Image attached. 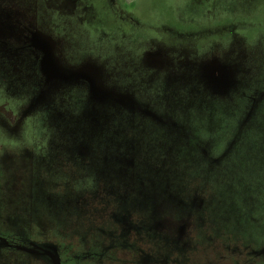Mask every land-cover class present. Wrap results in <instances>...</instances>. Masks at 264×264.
I'll return each instance as SVG.
<instances>
[{
    "label": "rangeland",
    "instance_id": "1",
    "mask_svg": "<svg viewBox=\"0 0 264 264\" xmlns=\"http://www.w3.org/2000/svg\"><path fill=\"white\" fill-rule=\"evenodd\" d=\"M120 7L121 10L123 9V13L119 11ZM4 16L11 18L10 22L22 20L21 24L20 22H16V24L20 27L21 34H24L26 29L30 31L26 40L27 46L32 48L36 23L49 32L53 29L54 34L60 32L66 35V32L69 33L66 44L64 43L63 46L64 56L60 53L62 58L67 59L71 56V62L80 63L85 61L87 65L92 64L93 66H98V63L105 74L106 86L113 88V91H116V89L128 91L130 94L136 95L143 103L151 105L149 97L138 95L144 87L145 91L150 89L151 76L146 67L147 61L146 59H140L142 54H145L146 57L149 55L150 49L148 48L150 46H153L155 50H161L157 49L156 46L168 44L170 46V48H167V51L170 52L168 56L172 61L187 57L191 58L190 56H197L204 52H208L207 57L218 55V60L223 65H227L233 58V62L238 66H234L235 69L231 75L227 73L229 82L225 83V89L222 91L223 97L231 96L229 99H218L212 96L215 93L214 90L208 88V83L198 84L194 81L196 78L184 81V83L191 82L187 86L181 84V86L178 85L175 88L174 85L179 81L177 77L169 81L168 72H157L154 77L168 91L165 102L167 100L169 102L160 103L158 100L154 104L161 108H164L166 104L171 105V108L169 107L161 112L168 114L169 118L167 120L176 128L173 130L177 134L173 136L183 140L191 138L193 144L200 145L202 150H199V147L197 148L196 159H199L200 155L203 156V150L210 152L211 156L209 158L219 152L217 143L213 142V145L210 143L213 137L210 132L214 131L213 128L218 125V121L213 116L202 113L197 108L191 111L192 119L184 115L182 116L183 122L179 123L178 117H175V113L172 111L173 108H180L184 113L183 107L185 108L187 105L198 101L205 103V101L211 99L212 108L219 109L217 111L218 116L222 117L223 115L225 117L224 128L230 127L232 131H236L235 133L232 132L230 136L231 139H238L239 146L233 154V165L227 168L229 172L228 181L220 180L222 177L218 172L217 175L213 176L203 175L201 183L195 185L194 188H186L184 185L191 184L190 179L193 175H190L191 173H188L187 176L184 173L181 176L174 174L176 182L171 188L174 194L169 192V195L175 198L184 195L188 199L186 189L195 191L194 194L190 193L192 197H189L188 200L191 199V202H194L193 210L196 211L195 214L199 217L196 230L207 231V238L203 239L205 238L203 236L202 239L199 237L194 239L193 227L190 221L187 220L188 210L185 203H183L184 201H179L178 205L175 204L177 200L172 201L173 203L162 204L164 201H161V195L162 193L168 194L166 188L169 184L167 183H173V180H169L163 175V177L155 176L151 180L155 186L151 185L150 167L144 166L145 163H141L137 169H124L122 173L114 171L106 174L98 170V167L103 164L101 162L103 155L99 153L91 154L90 160L83 161L82 164L72 163L73 165H71L69 160L64 157L69 167L68 171H62L60 168L57 170L48 166L44 167L46 168L44 171L49 170L55 175L48 173L44 177L36 176L31 170L32 166L29 162L30 155L33 153V147L30 144L56 135V129L52 125L54 119L49 114L52 107L47 106L53 104L48 101L47 104H43L46 106L41 110H38L40 105L35 108L37 111L34 117L28 120L27 125L24 123V130L11 132L2 129L0 126V160L2 161L0 165V201L6 202V211L0 209L4 217L1 223L12 224L17 220L22 224L20 218H14L16 211L11 208L13 206L24 210L25 213H32L36 208L48 213L50 203L47 196L54 195L55 189L62 197H70L69 204L65 207L60 203L58 216L49 212L46 217L54 224L65 225L66 228L74 227L73 231L75 232L78 226L86 224L85 220L92 221V218H87L88 214L91 217L96 215L92 206L94 202L89 205V208L81 209L82 205L78 203L76 197L83 191H92L93 196H95V194L97 195L96 190L98 192V189L102 187L106 190L110 198L109 201L111 200L109 206L113 210L117 209V212L120 213L119 220L122 221L119 223L118 219L112 218L110 222L108 221V229L120 230L126 234V237H129L130 230L136 232L134 226L140 228L148 226L150 229V223L152 224L150 232L146 228L145 232H139V236L135 235L131 242L127 240L138 253L145 252L141 245L143 242L148 240L147 242H150L153 246V244H156L154 240L157 235L169 233L166 229L172 230L173 228L174 231L180 228L188 229L181 243L185 256H189L185 257V260L170 261L171 257L176 256L174 253L176 249H179V246L176 248V244H179L178 241L174 247L172 244H164L163 251H157V255L150 251V257L148 254H143L142 258L135 262L125 260L123 257L120 259L119 264H191L192 259L196 261V264H216L212 256L203 257L202 254L206 251L204 249L213 244V237L228 240L227 247H224L226 248L225 251L235 250L238 253L241 251L242 254L248 251V255H253L255 251L260 255L264 251V107L259 111L260 105L258 106L257 102L253 110V125L238 126V120L242 123L247 119V113L251 111L253 102L264 95V68L257 71L252 64L255 59L256 62L264 65V53L257 55V52L260 51H257V47L260 43L264 44V0H0V17ZM50 22L57 24L58 28H50ZM103 30L105 36H103ZM124 33H133V40L137 37H146V39H149L150 45H145V42L141 44L140 40L137 39L132 41L131 37L122 42L120 45L122 49H117L119 46L118 40L125 38ZM84 37L87 38L86 41ZM87 41L92 46L84 47V42ZM71 42L76 43L78 46L75 47L74 52L69 49ZM162 42L164 43L161 44ZM22 45L21 43L14 46L20 48ZM178 45H180L178 48L172 49V47ZM118 51L126 53L120 54ZM32 52L31 48L25 50L21 60L27 62L33 60L34 53ZM112 52L115 53L112 54ZM116 54H120L127 63H120ZM166 59L168 60V58ZM11 64L0 63V111L5 117L14 120L30 100L31 103L33 102L37 93L40 92L41 86L34 76L36 71L33 65H25L26 73H29L25 86H22L21 89H19V85L16 88L11 86V77H19L17 65ZM2 66L7 70L6 73L2 72ZM249 67H252L253 71L247 75L243 72V69ZM140 74H142L141 77ZM186 74L187 77H191L193 73L187 72ZM21 77L24 78V75L22 74ZM243 79H245L244 84L250 90L244 91ZM164 80L165 82H163ZM155 88L152 87L151 90ZM151 90L150 94L152 93ZM75 94L78 95L77 98L74 96ZM232 96L234 100H232ZM54 97L55 101L60 98L68 99L66 106H64L69 112L66 113V118L71 123L85 121V126L78 127L79 131L74 130L75 143L78 140L80 141V138H84L82 141L88 143V138L94 140L98 133L103 134L107 139L117 136L112 134L116 129L114 126H112L113 131L109 130V134L103 132V122H107L106 127L108 130L110 120H113L114 116L118 114V112H114L115 110L108 111V109H105L104 111L108 112L102 122L98 121L100 117L88 120L87 108H91V103L87 99L84 100L83 92L70 90L65 95H55ZM58 103L61 104V101L58 100ZM175 110L177 111L176 115L182 114L179 113L178 109ZM225 110L230 111V113L226 115ZM189 119L202 122L203 128L199 129L198 124L189 122ZM117 121L120 125L118 127L120 147L110 146L111 155L119 154L122 161L127 162V164L132 160L139 159L140 162L145 158L146 160L142 161H147L149 165L151 160L155 166H160L158 159L162 161L161 159H166L167 155L159 156L158 150H150V145L154 144V142L151 144V136L156 139L159 134L155 127L151 126L149 121L144 120L145 122L141 123L142 126L138 130L137 127L134 128L133 119L128 121L126 114H123L122 118ZM174 122H178V124H173ZM172 143L173 141H171ZM97 147L98 151L100 149L106 154V149ZM177 147H174V155ZM12 155L21 156L20 164L12 165L13 167L9 168L8 166L11 165L8 163L12 162ZM199 162L197 160V164ZM191 163H193L192 159L183 164L185 168H191ZM204 165L208 166L205 161L200 162L198 171H202ZM172 171L174 172V169ZM163 178L166 180L165 182ZM42 179L45 181V188L40 187ZM53 181H55L54 184H52ZM232 183L235 185L234 189L237 188L234 195L229 194L224 188L227 184L231 185ZM207 187L212 191L209 193L211 198L209 202L202 200V198L208 199L206 196ZM213 192L224 195L225 205L222 204L220 198V203L217 201L218 195L217 198L214 197ZM155 200L162 205L152 210L155 207ZM103 201L105 202V200ZM101 204L100 201L98 210ZM210 212L214 213L212 217L209 216ZM215 217L223 220L221 223L215 224V222H212L216 221L214 220ZM176 222H179V224H176ZM190 228L191 231H189ZM224 228L227 229L223 230ZM212 232H214V235H211ZM97 239H99L98 244H101L102 236L97 237ZM163 242L167 243V240L164 239ZM213 246L208 248L211 249ZM236 257L237 254L223 264H241L243 262L251 264L252 259L250 257H245L243 261ZM18 260L14 264H29L27 259Z\"/></svg>",
    "mask_w": 264,
    "mask_h": 264
},
{
    "label": "flooded vegetation",
    "instance_id": "2",
    "mask_svg": "<svg viewBox=\"0 0 264 264\" xmlns=\"http://www.w3.org/2000/svg\"><path fill=\"white\" fill-rule=\"evenodd\" d=\"M119 9L121 13L124 12L123 9L121 10V7ZM10 20L11 18L9 19L7 16L0 17V63H12L11 65H17L19 77H11L10 84L11 86H15V88L17 87V85H19V89H21L22 86H25L28 81L29 73H26L25 65H33L36 71V74H34V76L40 82L41 89L40 92L35 96L36 98L33 100V102L31 103L30 100V102H28L24 106V108L21 110L22 112L20 111L18 116H16L14 120H10L9 118L5 117L0 111L1 128L9 130L11 132L22 131L24 130V123L25 125H27L28 120L34 117V114L37 111L35 110V108L37 106L40 105L38 110H41L46 106H44L43 104H47L48 101L50 103L52 102L53 104L47 106L52 107V110L49 109V114H51L54 119L52 125L56 129V135L47 137L44 140L41 139L35 141L34 143L30 144L33 147V153L30 155L29 162L32 166L31 170L36 176L44 177L48 173L54 174L49 170L44 171V169H46L44 167L48 166L57 170H59L58 168H60L62 171H68L69 167L67 166L64 157L69 160L71 165H73L72 163L82 164L83 161L87 162L90 160V157L92 156L91 154L99 153L100 155H103L101 158V162L103 164L101 165V167H97L99 171L101 170L102 173L106 174L113 173L114 171L122 173L124 169H137V167L141 163H145L144 166H146L147 168L150 167V180L152 176L160 177L163 175L170 180L171 177L174 176V174H178L179 176L182 175V173H184V175L191 173L190 175H193L195 177V182L199 184L203 181V175L213 176L217 175V173L220 172L221 177L223 178H220V180L224 182L228 181L227 176L229 175V172L227 171V168L233 165V154L235 149L239 146L238 139H231L230 136L232 135V132L235 133L236 131H232L230 127L224 128L223 123L225 117L223 115L222 117L218 116L217 111L219 109L212 108L210 104L211 99L205 101V103L198 101L197 103H191L190 105H187L185 108L183 107L182 110L184 111V113L180 110V108H173L172 111L173 113H175V117H178L177 120L179 123L183 122L182 116L184 115H186L187 118H191L190 112L193 109L197 108L200 109L202 113L209 114L218 121V125L213 128L214 131L210 132L211 135H213L210 143H212L213 145V142H216V145H218L219 147V152L209 158L211 155L210 152H208V150L206 149L207 152L203 150V156L200 155L199 159H196V154L198 153L197 148L199 147V150H202V148H200V145L197 146V143L193 144L191 142V138H186L183 140L179 137L173 136L174 134H177V132L175 133V131L173 130L176 128L173 127V125L170 124L167 120V118H169L168 114H163L161 112L167 110V108H169L171 105L166 104L164 108H161L159 106H155L154 104V102L158 100L160 101V103L169 102V100L165 102L168 96V91L164 89L162 84L156 81L154 74H157V72H168L169 81H172L173 78L177 77L179 81L174 85L175 88L178 85L181 86V84L187 86V84L191 82L184 83V81H186L187 79L194 80V78H196L194 81L198 84L208 83V88L214 90L215 93V95L212 96H215L218 99H229L231 96L223 97L224 94L222 93V91L223 89H225V83L229 82L227 73L231 75L234 72V66H238L237 64H235V62H233V58L227 65H223L219 62V58L217 57L218 55L207 57L208 52H204L200 53V55L198 54L197 56H190L191 58L187 57L172 61L168 56L170 53L167 51V48H170L168 44L164 46H156L157 49L161 50H155L153 46H150L148 48L150 49V52L148 53L149 55L146 57L145 54H142V57H140V59H146L147 61L146 67L148 71H150L151 76L150 89L148 91H145L144 87L143 91L141 93H138V95L149 97L150 103H152L151 105L149 103H143L139 100V98H137L136 95H132L128 91H120L118 89H116V91H113V88L111 89L110 87L106 86L105 74L103 72V69L101 70L102 67L99 66L98 63V66H93L92 64L87 65V62L85 61L80 63L71 62V56H69L67 59L62 58L61 54L63 55V46L64 43L66 44L69 33L66 32V35L60 32H58V34H54L53 29L51 30V32H49L42 26L38 25V23H36L35 31L33 32L35 38L32 48L30 46H27L28 43L26 40L27 34L30 31L26 29L24 31V34H21L20 27L16 24V22H20L21 24L22 20H15V22H10ZM131 20L133 22L132 17ZM51 27L58 28V25L50 22V28ZM132 34L124 33L125 38H121L118 40L119 46L117 47V49H120V45L122 44V42L126 39H130L132 37ZM105 35L106 34L103 30V36ZM37 37L39 38L36 40ZM84 39L86 41L87 38L84 37ZM136 39L140 40L141 44L145 42V45H150V42H148L149 39H146V37H137L134 38V40L132 37V41H136ZM21 43L23 44L22 47L15 48L14 45H19ZM163 43L164 42H162L161 44ZM84 45V47L92 46L91 44H89V41L84 42ZM179 46L180 45L174 46L172 47V49L178 48ZM75 47H78L77 44L71 42L69 49H72V51L74 52ZM28 48H31V50H33L32 53H34V59L29 60L28 62L26 60L22 61L21 56ZM257 49V51L260 50L259 52H257V55L263 54L264 44L260 43ZM118 52L120 54L126 53H124L123 51ZM114 53L112 52V54ZM120 54H116L118 61L120 63H127V61H125ZM166 58H168V60ZM93 64L96 65L95 63ZM252 64L253 68L257 71L264 68V65L262 63L256 62L255 59ZM2 68V72L6 73L7 70L3 66ZM136 71L138 70L136 69ZM252 71V67L243 69V72L247 73V75H249ZM187 72L193 73L191 77H187ZM22 74L24 75V78L21 77ZM139 76L141 77L142 74H140ZM163 82H165V80ZM244 82L245 79H243L244 91L250 90V88L247 87ZM152 87L156 88L151 90ZM70 90L83 92L84 100L87 99V101L91 103V108H87L88 120L90 118L91 120H94V117H100V120L98 121L102 122L106 116V113L111 109L115 110L114 112H118V114L114 116V119L110 120L108 130L106 127L107 122H103L104 134H109V130L113 131L112 126H114L116 129L112 134H115L117 136L107 139L103 134L98 133L97 136H95L94 140L86 137L89 140L88 143L86 141H82V139L84 138H80V141L78 140L75 143L73 137L74 130L79 131L80 129L78 127L85 126V121L82 120L74 124L71 123L66 118V113H69L65 109V104H67L68 99L60 98L55 101L56 99L54 97L55 95H65V93ZM150 90L152 91L151 94ZM74 96H76V98L78 97V95L76 94ZM233 98L234 97L232 96V100H234ZM58 100L61 101V104L58 103ZM77 101L80 102L81 100ZM257 102L258 106L260 105L259 111H261L264 107V95L260 96L258 100L253 102L251 111L247 113V119L242 123H240L238 120V126L244 127L247 125H253V110L254 107H256ZM105 109H108V111H104ZM175 109H178L179 113L182 114L176 115L177 111ZM226 112V115L230 113V111ZM73 113L75 114V112ZM83 113L85 114L84 110ZM123 114L127 115L128 121L133 119V122L135 123L134 128L137 127L139 130V128L142 126L141 123L145 122L144 120H147L150 122V125L154 126L155 129L159 132L156 139L153 138L154 136H151V144L152 142H154L155 146L154 144L150 145V150H158L157 153L159 156H162L164 154L167 155L166 159H161L162 161L158 159L160 166H155L151 160L149 165L147 161H142L146 160L144 157V159H142L140 162L138 159L136 161L132 160L129 162V164H127V162L122 161V158L119 154L116 153L115 155H111L109 151L110 146L116 145V148L120 147V137L118 136V127H120V125L117 120L119 118H122ZM178 122H174L173 124L177 125ZM189 122H196L199 129L203 128L202 122L194 120H190ZM171 141H173L172 144ZM4 145H6V143H4ZM4 145L3 147L5 148ZM97 146L102 149H106V154H104L103 151H100V149L98 151ZM174 147H177L176 149H178V153L175 152V155ZM187 147L193 151L191 158L183 156L184 153H182V151L186 150ZM20 158L21 156L17 157L15 155H12V162L8 163L11 166L8 167L12 168L13 166L19 165ZM191 159L193 161V163H191V168H185L183 163H187V160L191 161ZM197 160H199L201 163L205 161L208 166L204 165L202 171H198V165H200V162L197 164ZM176 163L177 167L172 168V165ZM1 164L2 161L0 160V165ZM172 169H174V172L172 171ZM99 175L101 174L99 173ZM165 181L166 180L164 179V182ZM54 182L55 181H53L52 184H54ZM41 183L42 185L40 184V187L45 188V181L43 179ZM231 185L227 184L224 188H226V191L229 194L234 195L237 188L234 189L235 185L233 183ZM169 187L170 185H168V188ZM53 193L54 195H50V197L47 196V200L50 203L49 212L58 216V208H60V203H62L66 207L69 204L68 201L70 197H62V195H60L55 189ZM95 193H97V195L95 194V196H93L94 194L92 191H83L76 197L78 203L82 205L81 209L89 208V205L94 202L92 206L96 215L91 217L88 214L87 218H92V221L85 220L86 224L78 226L75 232L73 231L75 229L74 227L66 228L65 225H59L57 223L54 224L53 221L49 220L46 217L49 212L46 213L37 208L34 209V212L32 213H25L24 210L15 208L16 206H13L11 208L13 210L15 209L16 211L14 213V218H20L22 224L17 222L16 219V222L12 224H7L6 222L1 223V220L4 219V217L2 216V210L4 209V211H6V202L0 201V209H2L0 210V264H14L15 261H19L18 259H27L29 264H119V262H121L120 259L123 257L125 260H133L135 262L137 260H140L143 254H148V256L150 257V251H152L157 255V251H163L162 247L164 246V244H172V246L174 247L175 243H177L178 241L179 249H176V251L174 252L176 256L171 257L170 261L185 260V257L187 256H185V252L181 243L187 234V228H185V230L181 228L175 229V231L173 230V228L172 230L166 229L167 231H169V233L162 236L165 237L164 239L167 240V243H162V241L164 240L163 239L162 241L156 242V244H153L152 246L150 242H147V240L146 242H143L141 244L145 249V252H142V254L138 253L134 246L129 244V242H131V239H133L135 235L139 236V232H145L144 230L146 228L150 232L149 227L142 226V228H140L134 226L136 232L130 230L129 237H126V234L122 233L120 230H113L114 228L108 229L107 225L109 224L111 219L116 218V220H119L118 216L120 213L117 212V209L113 210V208L109 206L111 204V200L109 201L110 198L108 197L105 189L100 187L98 189V192L96 190ZM73 194L75 195L76 193L74 192ZM65 199L67 200L64 201ZM103 200H105V202ZM100 201L102 202V204L100 205L98 210L97 208L100 204ZM120 222L122 221L119 220V223ZM176 224H179V222H176ZM138 229L141 230L138 231ZM100 236H102V240H100L101 244H98L99 239H97V237ZM127 240H129V242ZM245 254L244 256L250 257L251 259L257 258L258 264H262L264 262V251L260 255L256 251L253 253V255H248V251H246ZM244 263L247 264V262Z\"/></svg>",
    "mask_w": 264,
    "mask_h": 264
},
{
    "label": "trees",
    "instance_id": "3",
    "mask_svg": "<svg viewBox=\"0 0 264 264\" xmlns=\"http://www.w3.org/2000/svg\"><path fill=\"white\" fill-rule=\"evenodd\" d=\"M191 113V112H190ZM189 116V115H188ZM191 121H193V120H191ZM189 147V146H188ZM186 148V150H184V151H182V153H184V155L183 156H185V157H189V158H191L192 157V153H193V151L191 150V149H189V148ZM176 153H178V149L175 151ZM178 163V162H177ZM177 163L176 164H174V165H172V168L173 167H177ZM180 174V173H179ZM178 175V174H177ZM186 176L188 175V174H185ZM179 176H181V175H179ZM152 178H155V176H152L151 177V180H152ZM171 179L173 180V183H171L172 185H174V182H176V178H175V176L174 177H171ZM150 180V184L151 185H153V186H155L154 184H152V181ZM190 181H191V184H189L188 183V185L186 186V185H184L186 188H194V186L195 185H197V183L195 182V177L194 176H192L191 177V179H190ZM145 184H146V182H144ZM184 183V182H183ZM171 184H169L170 185V187L169 188H166V189H168V190H166L167 191V195L166 194H164V193H162V199H161V201H164V203H162V204H166V203H170V202H172V201H176L175 202V204L177 203V205H178V202L179 201H181V202H183V203H185V206H186V208H187V210H188V219L187 220H189L190 221V224L192 225V227H193V232H194V235H195V238L194 239H198V237L200 238V239H202V237L203 236H205V238H203V239H206L207 237H206V232L207 231H202V230H196V228H197V222H199V217H197V215L195 214L196 213V211L195 210H193V203L194 202H191V199L190 200H188L189 199V197H192V194H194L195 193V191H193L192 189H186V192L188 193L187 195H188V199H186L185 197H184V195H179L177 198H175V197H172L171 195H169V192H172L173 193V190H171V188H173V186L171 185ZM150 185V186H151ZM164 190V189H163ZM211 189L210 188H208L207 189V191L208 192H206V196L208 197V199L206 200V198H202V200L204 199L205 201H210L211 200V198H210V195H209V193L210 192H212V191H210ZM197 193L199 192V191H196ZM190 193H192V194H190ZM174 194V193H173ZM216 194V195H215ZM213 195H214V197H216L217 195H218V198H217V201L220 203V201H219V198L221 199V202H222V204L223 205H225V198L223 197V195L221 194V193H218V192H213ZM173 203V202H172ZM159 201L157 202L156 200H155V202H154V205H155V207H154V209H152V210H155L156 208H158V206H160V205H162V204H159ZM221 207H223V206H221ZM154 212V211H153ZM213 212L211 213H209V216H213ZM154 215V214H153ZM206 215V214H205ZM207 216V215H206ZM216 218V217H215ZM214 218V220H216V221H212V222H215V224H219V223H221V221L223 220V219H218V218H216L215 219ZM209 219V218H208ZM198 220V221H197ZM211 222V223H212ZM151 223H150V230H152V228H151ZM227 228H224L223 230H226ZM154 230V229H153ZM196 230V231H195ZM189 231H191V228H190V230ZM162 235H166V233H160L159 234V236L157 235L156 236V239L154 240L155 242H159V241H162L165 237H163ZM211 235H214V232H212V234ZM212 242H213V244H214V246H213V244H211V245H209L208 247H211V246H213V248H206V249H204V250H206V251H204V252H202V254H203V257H206V256H208V255H210V256H212L213 258H214V261L216 262V264H223L224 262H226V261H229V259L231 258V257H233L235 254H237V259H239L240 261H243V259L246 257V256H244V254H245V252H244V254H242L241 253V251L238 253V251H233V250H229V251H225V249L226 248H224V247H227V245H228V240L227 239H219V238H217V237H213V240H212ZM179 245H177L176 244V248L178 247ZM233 255H232V254ZM246 255V254H245ZM187 257H189V256H187ZM191 264H196V261L194 260V259H192V263ZM241 264H246V263H241ZM248 264V263H247ZM251 264H258V262H257V258L255 259V258H253L252 260H251ZM262 264H264V262L262 263Z\"/></svg>",
    "mask_w": 264,
    "mask_h": 264
}]
</instances>
